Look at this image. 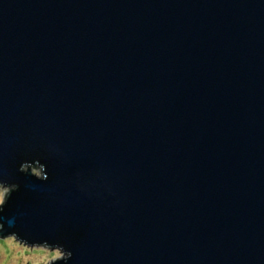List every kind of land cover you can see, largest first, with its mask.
<instances>
[{
  "label": "water",
  "instance_id": "1",
  "mask_svg": "<svg viewBox=\"0 0 264 264\" xmlns=\"http://www.w3.org/2000/svg\"><path fill=\"white\" fill-rule=\"evenodd\" d=\"M47 264H264V0H0V236Z\"/></svg>",
  "mask_w": 264,
  "mask_h": 264
},
{
  "label": "rangeland",
  "instance_id": "2",
  "mask_svg": "<svg viewBox=\"0 0 264 264\" xmlns=\"http://www.w3.org/2000/svg\"><path fill=\"white\" fill-rule=\"evenodd\" d=\"M60 255L57 249L25 245L13 235L0 236V264H47Z\"/></svg>",
  "mask_w": 264,
  "mask_h": 264
}]
</instances>
